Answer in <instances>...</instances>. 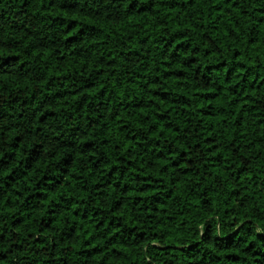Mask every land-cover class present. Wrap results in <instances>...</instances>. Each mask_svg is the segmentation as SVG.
I'll return each mask as SVG.
<instances>
[{
    "label": "trees",
    "instance_id": "16d2710c",
    "mask_svg": "<svg viewBox=\"0 0 264 264\" xmlns=\"http://www.w3.org/2000/svg\"><path fill=\"white\" fill-rule=\"evenodd\" d=\"M0 264H264V0H0Z\"/></svg>",
    "mask_w": 264,
    "mask_h": 264
}]
</instances>
